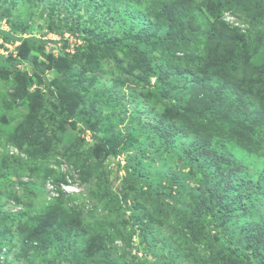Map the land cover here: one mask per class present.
<instances>
[{"label":"trees","instance_id":"16d2710c","mask_svg":"<svg viewBox=\"0 0 264 264\" xmlns=\"http://www.w3.org/2000/svg\"><path fill=\"white\" fill-rule=\"evenodd\" d=\"M40 10L48 34L65 43L81 37L90 48L76 46L65 68L54 56L0 55V74L33 107L7 144L33 160L62 155L86 183H103L114 168L125 176L118 205L104 210L105 226L101 218L86 221L82 204L69 205L64 194L12 213L0 193V251L19 244L28 264H140L127 260L140 232L144 252L167 250L162 264H264V0H0V22L11 25L0 28L4 40L44 50L52 41L30 33ZM226 12L248 29L226 22ZM126 54L138 59L137 78L153 87L149 106L138 103L128 125L113 94L136 69L124 65ZM111 62L122 76L102 87ZM77 124L92 133V147L80 134L62 145L68 125ZM99 147L115 159L125 155V164L99 173ZM252 157L261 164L254 171L246 165ZM44 172L33 170L38 178ZM21 185L28 199L45 190L31 180ZM114 194L89 191L93 200ZM110 223L128 225L129 234L111 232Z\"/></svg>","mask_w":264,"mask_h":264},{"label":"rangeland","instance_id":"374dc122","mask_svg":"<svg viewBox=\"0 0 264 264\" xmlns=\"http://www.w3.org/2000/svg\"><path fill=\"white\" fill-rule=\"evenodd\" d=\"M18 13L17 11L14 14ZM226 19L232 21L230 14H225ZM228 16V17H227ZM24 17H28L25 16ZM236 22V20H235ZM10 23L7 22V19L3 22H0V28L4 31H10ZM246 28V26H245ZM48 18L47 14L40 11H37L34 15V21L32 24L31 34L38 38H45L52 41L50 45L45 47L44 50H36L32 47L24 46L22 47V43L14 44L8 43L4 40V37L0 34V55H9L14 54L16 57L28 52L38 57L39 61L50 62L46 56H54L59 60L60 66L65 68V64H67V60L71 61L74 59L73 54L76 52V46L84 45L88 48L89 44L85 43L81 37L68 35V42L60 41V36L55 34H48ZM96 34H101V32L95 31ZM29 35H25L24 37H28ZM4 45V47H3ZM5 48V49H4ZM90 48V47H89ZM46 54V55H45ZM1 55V56H3ZM69 56V57H68ZM124 56V65L126 66H135L134 75H124L127 80L123 82V86L117 88L113 94L116 95L119 101V104L124 108L122 111L125 113L126 121L125 124L132 117L135 116V110H137L138 103L145 101L146 105L149 106V103L152 98V85L145 84L141 79L137 78V75L140 74L141 69L138 64V59L135 57H129V54L122 55ZM7 58V57H6ZM87 62V60H85ZM21 68L24 71H27L29 76L35 79V74L32 69L28 66H22ZM103 68L106 73L100 75V86L102 87H112V79L115 76H122L120 72H118L116 66L111 62L106 63ZM142 74V72H141ZM55 73L48 72L47 76L50 80H53ZM117 76V77H118ZM36 80V79H35ZM39 81V80H38ZM120 81V80H119ZM121 82V81H120ZM154 82V80H153ZM38 86L35 84L30 88V90H36ZM41 89L44 87L41 85ZM44 91V90H43ZM134 92V93H132ZM18 96V101L14 100V96ZM33 111L32 103L29 100H25L24 96H21L19 93L12 88L11 84L7 80L5 75L0 74V149L6 148L9 144H7V139L10 135L18 129L24 121L27 119L28 114ZM124 124V125H125ZM25 125V124H23ZM123 125V126H124ZM82 126L77 124L76 126L68 125L67 136H62L63 143L62 145H68V143L76 137L77 134L82 136V140L86 142L89 147L94 145V138L92 137V133L90 131L81 132ZM123 128V127H122ZM123 130H125L123 128ZM43 134V133H42ZM123 136L128 137L124 132ZM64 151V147L62 148ZM24 157L19 156H9L7 161L8 165L4 166L2 164V157L6 156L4 153L0 152V173H4L2 176L0 174V193L3 194V209L7 212L16 213L22 210H25L26 205L29 202H33L35 209H41L43 206L51 203L53 201V190H57V192L61 189V184L56 182V175H60V179L67 180L71 182L70 185H76L79 188L78 194L70 193V189H67V203L69 205L73 204V200L82 204L84 210L86 211L84 219L86 221L93 222L96 218H101L100 224L107 225L109 221L105 218L104 210H108L111 207L117 206V198H120L119 190L123 183V176L125 173L122 171L120 173V177L117 178L116 169L112 170V175L110 177L104 176V182H98L94 179H91L88 183L84 181L82 174L77 170V168L71 165L68 160H66L62 155L53 156L48 160H33L27 153L24 151ZM253 158V157H252ZM250 159V158H249ZM247 160L246 165L248 164L251 171L259 169L261 164L254 157L253 159ZM117 160H121L122 164H125V155H121L117 159L114 156H109V154L105 153L101 147L97 148L96 156H94L95 166L98 165V172L101 173L105 168H112L115 165ZM97 161V162H96ZM100 162V163H99ZM7 167V168H6ZM33 170H39L45 172L38 178L36 174L33 173ZM55 173H51V172ZM56 174L52 178V175ZM97 174V173H96ZM50 175V176H49ZM49 176V177H46ZM46 177V178H45ZM59 177V176H58ZM29 180L33 182H38L41 187L45 189L44 191L38 192L37 196L33 199H28L27 195H25V189L21 185L23 182H28ZM194 183V181H192ZM104 188L110 189V191L115 192L111 197L104 198V200L100 199H91L89 196V191H100ZM74 194V195H72ZM17 198H20L19 201ZM122 204V203H120ZM180 207V206H179ZM123 214L125 213L127 217L131 215V212L125 208H122ZM111 219H115L116 214L113 213L110 215ZM120 224V223H119ZM110 231L116 232L117 234H129L130 227L128 225H118L110 223ZM116 246L122 248L123 242L120 239H117L115 242ZM174 247L178 246L176 241L173 242ZM146 242L143 238V235L138 232L136 236L133 238V249L131 251L132 256L128 258V262L131 260H135L134 257H139L140 264H162L160 261L158 262L159 257H166L167 250H158V254L154 255L153 253L144 252V248H146ZM209 251H206V255H209ZM21 255L20 245L17 244L13 251L9 252V264H28V262ZM138 263V261H136Z\"/></svg>","mask_w":264,"mask_h":264},{"label":"clouds","instance_id":"9594fccd","mask_svg":"<svg viewBox=\"0 0 264 264\" xmlns=\"http://www.w3.org/2000/svg\"><path fill=\"white\" fill-rule=\"evenodd\" d=\"M225 14L226 15L230 14V16L232 18V21H230V20L226 19V16L224 15L225 21L228 22L230 25H232L234 27H238V28L242 29L243 31H246L248 29L249 25L242 22L238 17L234 16L231 12H226ZM235 20H236V22H235ZM245 26H246V28H245ZM19 43H16V44H19ZM0 152L4 153L5 155H8V156H14V155L19 156V157L25 156V154L23 153L22 150H20L18 147H15L13 145H8L6 148L0 149ZM65 181L59 182L61 184V189L58 192H57V190L56 191L53 190V192H52L53 196H54L53 200L55 198L59 197L61 194H64L67 196L68 195V194H66L67 189H70L69 194L70 193H75V194L80 193L79 188L76 185H70L71 182H68L67 180H65ZM72 195H74V194H72ZM9 252L10 251H8L7 248H3L0 251V263L1 264H3V263L5 264V262L9 261Z\"/></svg>","mask_w":264,"mask_h":264}]
</instances>
